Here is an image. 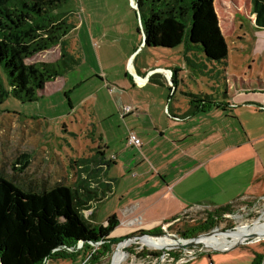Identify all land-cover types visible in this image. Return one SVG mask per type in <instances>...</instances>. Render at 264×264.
Wrapping results in <instances>:
<instances>
[{"label": "rangeland", "instance_id": "obj_1", "mask_svg": "<svg viewBox=\"0 0 264 264\" xmlns=\"http://www.w3.org/2000/svg\"><path fill=\"white\" fill-rule=\"evenodd\" d=\"M250 1L215 0V12L230 53L228 55L230 65L226 72L230 81L227 85L231 89L235 87L240 89L241 86H247L250 81L256 88L260 82L259 78H264V68L260 64L253 66L247 61L244 63L249 54H246V49L255 43L254 53H258L264 46V28L257 29L245 14V9L250 12ZM54 14L63 20V25L67 28L66 36L61 39L63 47L58 45L42 51L29 57L25 63L53 64L60 59L61 52L64 51V58L59 64L63 71L62 76L53 83L49 82L36 101L23 103L9 94L0 104V161L7 165L11 173L12 168L18 169L19 154L29 153L31 162L25 176L32 175L31 172L37 170L51 176L49 179L51 185L58 179L57 175L62 174L66 184L72 185L75 166L88 161L99 148L105 150V160L109 157L110 151L106 149V144L110 142L114 145L116 132L114 126L110 124L109 114L113 106L116 107L115 97L118 93L117 88L120 87L114 81H125L129 84L130 80L126 78L122 68L124 57L130 48H136L132 60L142 51V34L139 19L129 0H67L56 8ZM242 34L245 35L246 41L238 42L236 38L239 35L242 37ZM235 47L241 49L240 52L236 51ZM182 53L183 46L173 50L147 47L140 53L137 62L145 59L151 67L172 68L176 65L182 67L184 65ZM195 53L194 56L202 57L201 53ZM192 60L194 64H188L177 82L179 86H187L182 89L183 93L191 92L196 95L205 92L204 87L224 89L222 85L225 82L221 83L211 77L213 72L209 71L214 70L213 65L204 60L208 67L204 70L198 65L199 61L194 58ZM129 76L131 77L130 73ZM99 80H104L102 88ZM179 93L178 91L177 96ZM131 150L134 148L129 149ZM39 159L45 164H40L36 169L33 162ZM117 206L115 202L103 204L96 226L106 224L111 216L105 217L106 214L110 210H115ZM230 208L231 213L220 215V224L213 228H218L219 232L209 237H217L220 242L230 241L234 238L236 230L243 226L258 223L264 225V198H246L231 205ZM216 213L217 209L212 208L189 209L182 213L179 222L161 229L162 233L175 234L176 231H183L186 224L189 227L197 226L206 216ZM159 225L161 222L150 227L117 226L109 239L133 236L141 231L146 235L159 234ZM228 229H232L234 233L227 232ZM249 235L242 244L224 252L214 251L204 244L186 250L160 251L151 248L157 245L155 242L149 243V246L141 242L133 244L128 242L130 244L122 249L117 264H228L244 256H253L254 253L264 255V238L256 234ZM251 237L255 239L250 240ZM101 244H91L85 255L82 253L72 259L51 261L47 264H88L90 255L99 250ZM117 244L114 242L111 245V252L105 259H100V264H112V255ZM158 252H160L158 257L151 255ZM188 252L194 258L188 260V263H180L179 260ZM189 256L191 255L186 256V259Z\"/></svg>", "mask_w": 264, "mask_h": 264}, {"label": "crops", "instance_id": "obj_2", "mask_svg": "<svg viewBox=\"0 0 264 264\" xmlns=\"http://www.w3.org/2000/svg\"><path fill=\"white\" fill-rule=\"evenodd\" d=\"M250 4V12L244 8L245 14L255 24ZM236 40L246 41L245 35H239ZM179 46L184 47V65L159 67L172 72L174 85L171 81L167 84L161 73H149L158 67H151L145 59L137 62L145 48H141L134 60L136 48H130L125 54L122 68L130 81L129 84L114 81L120 87L117 88L119 95L116 92V107L109 114L116 132L114 145L106 144L110 151L105 160L108 165L99 164L101 155L97 152L74 169L72 184L77 187L89 180L87 186L99 198L98 202H89L90 209L85 214L92 225H97L100 207L107 202L118 204L105 216L115 215L118 227H150L161 222L159 227L163 229L168 226L163 225L165 221L181 217L189 209H221L246 198H264V108H261L264 107V78H259L256 88L250 81L240 89H231L227 85L230 83L226 72L230 65L228 53L224 64H214V70L209 71L213 72V79L225 82L224 89L204 87L205 92L196 96L209 94L214 104L193 112L188 98L193 93H183L182 89L187 86H179L177 82L193 58L204 70L208 67L203 57L194 56V50L183 44ZM255 47L254 43L246 49L249 54L244 63L260 64L264 68V46L258 53H254ZM99 82L102 88L104 80ZM158 82L165 84H150ZM124 106H132L135 111L121 117L120 109ZM130 132L140 140V148L127 144ZM130 148L134 150L129 151ZM101 154L105 159V150ZM22 155L29 157L26 162H31L29 153L19 154V160ZM33 163L36 169L45 164L41 159ZM31 173L26 176L29 181L50 183L51 176L37 170ZM57 177L55 182L64 179L62 174ZM253 257L244 256L228 264H250Z\"/></svg>", "mask_w": 264, "mask_h": 264}, {"label": "trees", "instance_id": "obj_3", "mask_svg": "<svg viewBox=\"0 0 264 264\" xmlns=\"http://www.w3.org/2000/svg\"><path fill=\"white\" fill-rule=\"evenodd\" d=\"M67 0H0V104L11 94L20 102L36 101L47 83L62 76L60 59L53 63L26 65L25 61L42 51L62 46L67 28L54 14ZM143 48L173 50L186 45L211 65L224 64L229 53L220 29L215 0H135ZM257 28H264V0H251ZM64 50V48H63ZM175 79L171 78V85ZM167 85V84H166ZM192 111L214 104L208 95L189 94ZM99 164L107 166L102 149ZM22 160V161H21ZM18 169L0 161V264H43L85 255L91 244L102 243L92 253L88 264H100L111 252L110 238L118 219L109 217L106 224L92 225L85 213L89 202H98L96 193L85 185H67L65 178L50 185L33 183L25 176L29 157L22 155ZM35 184V185H34ZM231 213L230 205L206 216L197 226L185 225L174 235L193 239L220 224V215ZM180 217L163 223L172 225ZM170 230V229H169ZM144 233L143 231L136 234ZM158 233L162 230L158 227ZM153 235V234H148ZM177 237V238H178ZM83 243L80 251L76 247ZM158 253L151 254L158 257ZM250 264H263L264 255L254 253ZM85 257V256H84Z\"/></svg>", "mask_w": 264, "mask_h": 264}, {"label": "bare ground", "instance_id": "obj_4", "mask_svg": "<svg viewBox=\"0 0 264 264\" xmlns=\"http://www.w3.org/2000/svg\"><path fill=\"white\" fill-rule=\"evenodd\" d=\"M253 232V233H252ZM251 234H256L258 236H261L264 238V225L262 223L258 224H252L249 226H243L239 229L236 230V233L234 235V238L230 241H222L220 242L217 237H209V236H203L201 237L197 242L199 244H204L210 247L213 250H218V252H224L230 249L231 247L233 248L234 246L242 244L244 242L245 237H248V235ZM249 235V236H250ZM143 243L144 245H148L149 243H157V245L152 246L151 248L157 249L160 251H166V250H171L173 247H176L177 244L175 242V239L168 238L166 236L164 237H157V238H144L139 241H135L132 239H128L119 245L116 246V251L112 255V264H117L118 263V256L121 255L122 249L126 247L130 243Z\"/></svg>", "mask_w": 264, "mask_h": 264}, {"label": "water", "instance_id": "obj_5", "mask_svg": "<svg viewBox=\"0 0 264 264\" xmlns=\"http://www.w3.org/2000/svg\"><path fill=\"white\" fill-rule=\"evenodd\" d=\"M129 3L134 8V10L138 9V6H137V3H136L135 0H129ZM261 108H264V107H261ZM217 231H218V228H215V229L209 231L208 233H206V234L202 233V234L198 235L197 237H195L193 239H179L174 234H171V233H162V234L160 233V234H153V235H146L145 233H141V234H136V235H133V236L130 235V236L119 238V239L116 238V239H113V241L117 242L118 243L117 245H119L120 243H122V242H124V241H126L128 239L139 241V240L144 239V238L148 239V238H157V237L166 236L168 238H174L175 239V242H176L177 246L173 247L172 249H175V250L176 249L186 250L187 248L192 249V248H195L197 246H202L197 241L203 236L214 235L215 233H217ZM226 231L227 232L229 231L231 233L233 232L232 229H228ZM251 239H255V237H251L250 240ZM95 244L97 245V244H100V243H95ZM82 247H83V243L78 245L76 250H80ZM69 250H72V249H69ZM214 251H218V250H214ZM47 263H48V260H44L43 264H47Z\"/></svg>", "mask_w": 264, "mask_h": 264}, {"label": "built area", "instance_id": "obj_6", "mask_svg": "<svg viewBox=\"0 0 264 264\" xmlns=\"http://www.w3.org/2000/svg\"><path fill=\"white\" fill-rule=\"evenodd\" d=\"M149 73L151 75H153L155 73H161V74H163V76H164L167 84L171 81V78H172V72L171 71H165V69L157 68V69L153 70L152 72L150 71ZM138 79L139 80H142V81L145 80V78H138ZM134 111H135V108H133L132 106H124L123 108L120 109L121 117H124V115H128V114H130V113H132ZM127 144L128 145H132L135 148H140V146H141L140 140L137 138V136L133 132H130L129 133L128 138H127ZM111 159L113 160L114 159V156H112ZM136 223L137 224H141L140 222H136ZM188 255H191V256H189L188 259H186V256H188ZM184 258L181 259V260H179V262L180 263H185L188 260L193 259L194 257L192 258V254H190L188 252L187 255H185Z\"/></svg>", "mask_w": 264, "mask_h": 264}]
</instances>
